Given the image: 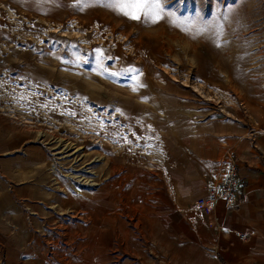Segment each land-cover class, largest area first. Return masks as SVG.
Instances as JSON below:
<instances>
[{
	"label": "rangeland",
	"instance_id": "rangeland-1",
	"mask_svg": "<svg viewBox=\"0 0 264 264\" xmlns=\"http://www.w3.org/2000/svg\"><path fill=\"white\" fill-rule=\"evenodd\" d=\"M178 118L264 125V0H0V127L25 163L0 176V264H174L135 178L148 125Z\"/></svg>",
	"mask_w": 264,
	"mask_h": 264
},
{
	"label": "crops",
	"instance_id": "crops-1",
	"mask_svg": "<svg viewBox=\"0 0 264 264\" xmlns=\"http://www.w3.org/2000/svg\"><path fill=\"white\" fill-rule=\"evenodd\" d=\"M165 123L148 125V142L156 139L159 153L154 159L148 153L135 178L143 239L157 238L159 253L173 256L174 264H264V125L216 118ZM6 131L0 127V176L17 183L25 168L18 155L22 134ZM228 152L239 180L237 201L225 208L217 200L204 213L193 201L222 180L228 164L222 156ZM26 156V164L39 160L32 146ZM29 185L11 191L30 196ZM5 190L0 182V216L15 207Z\"/></svg>",
	"mask_w": 264,
	"mask_h": 264
},
{
	"label": "built area",
	"instance_id": "built-area-1",
	"mask_svg": "<svg viewBox=\"0 0 264 264\" xmlns=\"http://www.w3.org/2000/svg\"><path fill=\"white\" fill-rule=\"evenodd\" d=\"M222 159L228 161L222 180L204 194L198 195L193 201L195 207L204 213L208 212L217 200H220L225 208L231 207L237 201L240 186L236 166L229 152L224 153ZM235 235L240 239L243 238V234L236 232Z\"/></svg>",
	"mask_w": 264,
	"mask_h": 264
}]
</instances>
